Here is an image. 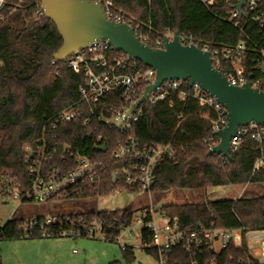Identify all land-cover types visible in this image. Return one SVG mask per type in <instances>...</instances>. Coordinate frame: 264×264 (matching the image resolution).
<instances>
[{
	"label": "trees",
	"instance_id": "obj_1",
	"mask_svg": "<svg viewBox=\"0 0 264 264\" xmlns=\"http://www.w3.org/2000/svg\"><path fill=\"white\" fill-rule=\"evenodd\" d=\"M8 18L0 24V175L12 173L22 181L27 178L25 164L26 147L41 135L43 126L50 119L78 98V90L84 82L80 74L67 67L66 62L57 61L56 53L63 45L56 24L36 11L40 0H7ZM115 6L133 19L134 27L150 22L156 36L179 32L190 35L192 42L201 49L208 45L210 51L245 44V69L253 70L252 60L264 50V27L256 22L236 26L225 19L232 8L226 0H217L212 6L201 0H112ZM234 1V0H233ZM142 68L148 67L139 60ZM222 72L223 69L219 68ZM182 88L169 99L157 104H147L144 115L130 131L144 142L171 143L175 150L173 158L161 161L156 169L154 192L165 194L184 189L205 188L229 184H246L264 180V171H255L259 157V146L245 135L242 147L232 153V159L210 153L218 140L209 141L213 135V120L216 113ZM62 136L83 152L102 159L107 169L109 194L114 187L112 172L119 165L112 153L117 142L125 135L117 128L99 127L94 135L103 134L108 149L96 152L85 138L88 128L66 125ZM87 144V146H86ZM161 211L178 218L184 229H193L200 223L206 226L229 228H259L264 226V195L210 200L208 202L169 203ZM79 214V213H78ZM90 219L108 216L124 226L133 224L136 211L132 208L81 212ZM147 217L145 220H149ZM24 218H12L0 224V240L24 238L19 225ZM57 232L58 228H54ZM54 234L51 237H58ZM42 237L35 234L31 236ZM142 238L149 241L151 232L142 228ZM158 258L157 250L143 248ZM127 264H133L136 256L134 247L123 251ZM262 264L250 254L244 243H234L215 252L209 246L202 252L187 253L183 246L176 245L170 252L172 264ZM0 264L2 260L0 259ZM109 264H123L113 260Z\"/></svg>",
	"mask_w": 264,
	"mask_h": 264
},
{
	"label": "built area",
	"instance_id": "obj_2",
	"mask_svg": "<svg viewBox=\"0 0 264 264\" xmlns=\"http://www.w3.org/2000/svg\"><path fill=\"white\" fill-rule=\"evenodd\" d=\"M102 4L108 19L117 23H127L135 29L136 36L153 48H165L166 38L172 39L175 33L156 36L150 22L134 27L133 19L118 9L112 0H96ZM205 5L212 6L217 0H201ZM226 0L232 8L227 11L225 19L236 26L243 23L256 22L264 27V0ZM23 0H17L16 6ZM7 0H0V24L11 12L7 13ZM38 16L44 15L42 3L38 4ZM183 44H195L190 35H180ZM204 50H209L205 45ZM245 44L238 43L221 50L210 51L214 66L235 86L250 83L252 87L264 90V50L253 58V70L245 69ZM58 60H53V65ZM63 62H66L76 74L84 78L78 90V98L67 107L61 109L56 116L50 118L41 135L33 144L26 147L25 164L27 178L21 180L12 173L0 175V200H16L20 204H41L71 198L102 197L109 195L106 165L102 159L91 153L83 152L73 143L63 139L66 125L74 124L88 128V145H106L103 134L94 135L99 127L117 128L125 138L117 142L112 158L119 164L112 172L114 187L110 193L121 195L125 202L129 201V193H153L156 182L158 164L166 158H173L175 150L171 143L144 142L130 135L134 125L144 115L147 104H157L169 99L178 92L183 84L190 86L191 91L185 93L197 101L208 105L215 113L213 135L209 141L218 140L217 131L228 124V110L218 99L205 91L198 83L191 85L189 80L168 79L155 90L148 91L147 98L143 95L147 87L155 84L156 70L150 66L142 68L139 60L131 58L127 53L117 50L112 43L104 38L97 39L75 51ZM245 135H249L259 146V157L255 171H264V125L251 122L240 126L230 142L231 154L243 145ZM213 145V146H214ZM87 146V144H86ZM222 156V155H221ZM224 157V156H222ZM226 158V157H225ZM127 192V199L123 192ZM160 208L146 207L140 216H135L133 224L140 220L143 225L139 233L142 248L157 250L160 264H172L170 252L176 245L183 246L187 253L202 252L209 246L215 252L226 249L230 243L248 246L250 254L251 242L259 241L258 259L264 264V226L259 228H229L215 225L206 226L200 223L193 229H184L178 218H172ZM102 210H97L100 212ZM150 217L149 220H145ZM12 219V218H11ZM10 220V219H9ZM124 226L117 219L109 220L108 216H94L90 219L80 213L69 215H47L25 219L19 225L24 237L35 234L51 237L54 228H58L56 236L73 238L86 237L97 240L119 242L122 250L134 247L122 238L123 232L131 228ZM2 225V224H1ZM147 226L151 232L149 241L142 238V228ZM132 231L129 232V234ZM191 264H198L193 260Z\"/></svg>",
	"mask_w": 264,
	"mask_h": 264
},
{
	"label": "water",
	"instance_id": "obj_3",
	"mask_svg": "<svg viewBox=\"0 0 264 264\" xmlns=\"http://www.w3.org/2000/svg\"><path fill=\"white\" fill-rule=\"evenodd\" d=\"M44 15L57 26L63 38V45L55 59L64 61L75 51L97 39H107L117 49L131 58L140 60L156 70V82L147 87L155 90L168 79L189 80L198 83L214 95L228 110V124L216 134L220 142L210 149V153L232 159L230 142L240 126L257 122L264 125V90L251 84L232 85L213 64L211 53L196 44L185 45L180 34L175 32L172 39L166 38L165 48H153L136 36L135 29L127 23H117L108 19L102 4L96 0H40ZM242 0L238 7H242ZM105 151L106 145L93 148ZM123 195L127 199V192Z\"/></svg>",
	"mask_w": 264,
	"mask_h": 264
},
{
	"label": "rangeland",
	"instance_id": "obj_4",
	"mask_svg": "<svg viewBox=\"0 0 264 264\" xmlns=\"http://www.w3.org/2000/svg\"><path fill=\"white\" fill-rule=\"evenodd\" d=\"M264 195V180L246 184H229L205 188L184 189L160 194L129 193L126 203L121 195L71 198L41 204H20L16 200H0V224L11 218H37L47 215H69L87 211L132 208L140 216L146 207L160 208L169 203L208 202L210 200L256 197ZM143 223L137 220L123 232L122 238L134 246L136 259L133 264H160L158 259L146 252L139 233ZM132 231L130 234L129 232ZM259 241L251 242L253 256L258 258ZM0 259L3 264H109L124 259L119 242L97 240L86 237H24L0 240Z\"/></svg>",
	"mask_w": 264,
	"mask_h": 264
},
{
	"label": "crops",
	"instance_id": "obj_5",
	"mask_svg": "<svg viewBox=\"0 0 264 264\" xmlns=\"http://www.w3.org/2000/svg\"><path fill=\"white\" fill-rule=\"evenodd\" d=\"M111 262V261H110Z\"/></svg>",
	"mask_w": 264,
	"mask_h": 264
}]
</instances>
